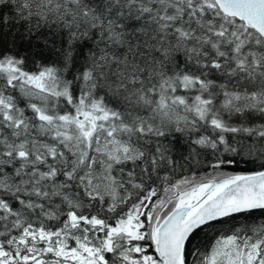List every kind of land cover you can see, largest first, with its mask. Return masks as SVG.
Masks as SVG:
<instances>
[{
  "label": "snow or ice",
  "instance_id": "6c2138e0",
  "mask_svg": "<svg viewBox=\"0 0 264 264\" xmlns=\"http://www.w3.org/2000/svg\"><path fill=\"white\" fill-rule=\"evenodd\" d=\"M3 36L0 264H264V0H0Z\"/></svg>",
  "mask_w": 264,
  "mask_h": 264
},
{
  "label": "trees",
  "instance_id": "16d2710c",
  "mask_svg": "<svg viewBox=\"0 0 264 264\" xmlns=\"http://www.w3.org/2000/svg\"><path fill=\"white\" fill-rule=\"evenodd\" d=\"M10 40L9 36H3L0 38V43H7ZM259 161L253 163L250 160H242L237 165L229 167V171H253L258 170ZM185 174H187V170H185ZM264 216V213H255L254 218ZM208 233V236L211 237L214 235L213 230H206ZM201 239H204V236H201Z\"/></svg>",
  "mask_w": 264,
  "mask_h": 264
}]
</instances>
